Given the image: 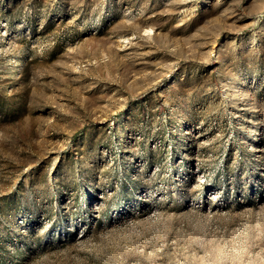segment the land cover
I'll list each match as a JSON object with an SVG mask.
<instances>
[{
	"label": "rangeland",
	"instance_id": "rangeland-1",
	"mask_svg": "<svg viewBox=\"0 0 264 264\" xmlns=\"http://www.w3.org/2000/svg\"><path fill=\"white\" fill-rule=\"evenodd\" d=\"M0 264H264V0H0Z\"/></svg>",
	"mask_w": 264,
	"mask_h": 264
}]
</instances>
